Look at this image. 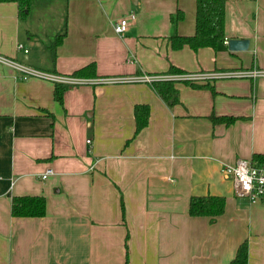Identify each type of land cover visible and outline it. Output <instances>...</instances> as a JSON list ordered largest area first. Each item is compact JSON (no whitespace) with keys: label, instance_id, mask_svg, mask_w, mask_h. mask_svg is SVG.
Returning a JSON list of instances; mask_svg holds the SVG:
<instances>
[{"label":"crops","instance_id":"crops-1","mask_svg":"<svg viewBox=\"0 0 264 264\" xmlns=\"http://www.w3.org/2000/svg\"><path fill=\"white\" fill-rule=\"evenodd\" d=\"M177 8L184 18L172 26ZM130 12L116 34L112 22ZM194 15L195 0H34L25 18L0 2V54L63 74L93 62L92 77L165 74L170 64L264 69V0H225L224 39H248L246 50L173 49L169 36L193 34ZM210 85L175 82L174 104L144 82L80 85L59 104L52 82L0 63V264H228L244 239L248 264H264V201L235 196L222 172L264 154V76ZM136 103L150 115L132 138ZM211 113L234 120L212 123ZM193 195L223 197V212L189 215ZM22 196H42L44 213L12 215Z\"/></svg>","mask_w":264,"mask_h":264},{"label":"trees","instance_id":"trees-1","mask_svg":"<svg viewBox=\"0 0 264 264\" xmlns=\"http://www.w3.org/2000/svg\"><path fill=\"white\" fill-rule=\"evenodd\" d=\"M14 1L17 5L18 16L25 18L34 0H0V2ZM184 18V12L177 8L169 16L172 26H175L180 20ZM225 20V0H195V15H194V32L191 35H178L176 33L169 36L170 45L173 49H180L187 45L193 50L201 47H215L218 42L224 40ZM65 33L57 34L50 44L52 56L55 55L56 47L59 46ZM185 72L174 65L170 64L168 73H182ZM72 75L92 77L96 76V67L93 62L75 70ZM173 80H159L153 82L151 85L155 92L168 104L178 102V89L175 87ZM194 88H208L214 92L210 82L194 83L185 82ZM53 99L59 104L63 103L64 92L70 88L66 84L53 83ZM53 118V114L47 112ZM150 115L149 105L146 103H136L133 106L134 118V132L136 136L147 124ZM212 123L233 122L234 117L219 116L211 113L209 115ZM131 138V139H132ZM126 140V144L131 140ZM253 161L264 165V154L254 153L252 155ZM45 210V199L42 196H22L15 197L12 200L11 214L14 216H38L42 215ZM224 210V198L215 195L197 196L193 195L189 198L187 212L191 216H209L211 219L221 214ZM228 264H248V242L244 239L236 248L233 258Z\"/></svg>","mask_w":264,"mask_h":264},{"label":"built area","instance_id":"built-area-1","mask_svg":"<svg viewBox=\"0 0 264 264\" xmlns=\"http://www.w3.org/2000/svg\"><path fill=\"white\" fill-rule=\"evenodd\" d=\"M136 18L133 12L121 16L112 22L113 30L118 35H123L130 23ZM227 43V39L223 40ZM17 48H21L18 44ZM27 50L24 49V52ZM0 63L9 66L20 73V78H27L30 76L40 79L48 80L52 83H62L69 87L80 85H102V84H116L127 82H144L152 84L159 80H173L176 82H194L204 83L211 82L219 78H254L257 76H264V69L254 68L248 70H211V71H196V72H182V73H165V74H147L140 73L133 76L129 75H108L98 77H83L72 74L55 73L42 69L30 67L22 64L12 58L0 54ZM51 169H46L41 175L45 178L47 174L51 173ZM222 172L226 177H230L233 184V191L237 197H246L251 202L264 201V165L259 164L251 159H238L232 164H225L222 167Z\"/></svg>","mask_w":264,"mask_h":264},{"label":"water","instance_id":"water-1","mask_svg":"<svg viewBox=\"0 0 264 264\" xmlns=\"http://www.w3.org/2000/svg\"><path fill=\"white\" fill-rule=\"evenodd\" d=\"M249 44L248 39L230 38L227 40V47L230 50H246Z\"/></svg>","mask_w":264,"mask_h":264},{"label":"rangeland","instance_id":"rangeland-1","mask_svg":"<svg viewBox=\"0 0 264 264\" xmlns=\"http://www.w3.org/2000/svg\"><path fill=\"white\" fill-rule=\"evenodd\" d=\"M59 1H63V0H59ZM57 13L59 14V11H57ZM63 33L62 30H58L57 33ZM87 142H90V138L86 140Z\"/></svg>","mask_w":264,"mask_h":264}]
</instances>
